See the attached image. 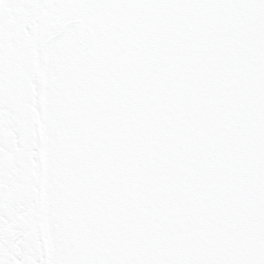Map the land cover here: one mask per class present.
Returning a JSON list of instances; mask_svg holds the SVG:
<instances>
[{"label": "snow or ice", "instance_id": "6c2138e0", "mask_svg": "<svg viewBox=\"0 0 264 264\" xmlns=\"http://www.w3.org/2000/svg\"><path fill=\"white\" fill-rule=\"evenodd\" d=\"M0 264H264V0H0Z\"/></svg>", "mask_w": 264, "mask_h": 264}]
</instances>
